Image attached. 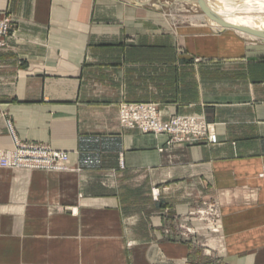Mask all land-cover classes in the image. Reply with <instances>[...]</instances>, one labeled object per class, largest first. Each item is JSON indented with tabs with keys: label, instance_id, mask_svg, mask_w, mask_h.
I'll return each instance as SVG.
<instances>
[{
	"label": "crops",
	"instance_id": "0c3cea01",
	"mask_svg": "<svg viewBox=\"0 0 264 264\" xmlns=\"http://www.w3.org/2000/svg\"><path fill=\"white\" fill-rule=\"evenodd\" d=\"M5 17L0 150L11 124L74 170L0 168V264H264V47L126 0H0ZM124 102L202 115L218 143L124 128Z\"/></svg>",
	"mask_w": 264,
	"mask_h": 264
},
{
	"label": "built area",
	"instance_id": "2783aa9c",
	"mask_svg": "<svg viewBox=\"0 0 264 264\" xmlns=\"http://www.w3.org/2000/svg\"><path fill=\"white\" fill-rule=\"evenodd\" d=\"M14 22L10 17L0 19V47L7 45L8 38L14 31ZM120 122L124 128L138 129L143 133L168 136V143L173 145L181 142L217 144L218 135L215 125L208 122L202 115H177L170 120L161 118L160 110L155 103H121L119 106ZM14 145L10 149L0 150V168L45 170L65 172L74 170L69 165L70 154L56 150L49 145L27 143L21 141L10 124ZM210 212L214 206L210 205ZM208 212L201 213L200 219L216 221L219 216ZM192 228H186V233L194 234Z\"/></svg>",
	"mask_w": 264,
	"mask_h": 264
},
{
	"label": "bare ground",
	"instance_id": "6f19581e",
	"mask_svg": "<svg viewBox=\"0 0 264 264\" xmlns=\"http://www.w3.org/2000/svg\"><path fill=\"white\" fill-rule=\"evenodd\" d=\"M148 1L149 0H137L141 5ZM186 1H190L206 9L208 8L209 14L213 17L212 20L209 19L211 26L214 28L216 27L218 31H222L220 30L222 28L223 30H225V28H231L239 35L246 37H248V33L245 32L244 29L264 31V0Z\"/></svg>",
	"mask_w": 264,
	"mask_h": 264
},
{
	"label": "rangeland",
	"instance_id": "374dc122",
	"mask_svg": "<svg viewBox=\"0 0 264 264\" xmlns=\"http://www.w3.org/2000/svg\"><path fill=\"white\" fill-rule=\"evenodd\" d=\"M126 1L133 3L137 2V0H126ZM137 4L141 5V3L139 2H137ZM143 7L144 9L151 10L153 13L158 14L160 17L166 20L174 29L180 26H187L193 24L206 25L208 28L214 31H216L217 29L216 27L214 28L213 26H211L209 20V10L190 1L187 2L186 0H149L147 3L143 4ZM227 30H232V29L228 28ZM253 31L264 34V31H259V30H253ZM242 37H244V39H246L248 42L252 43L257 47H264V37L252 35L249 33H248V37L246 36H242ZM207 207L209 208L210 204H208ZM206 222L210 226L214 224V221L212 222L206 221ZM206 249L209 250V253L213 255L219 252V248H217L213 244L212 246L211 245L207 246Z\"/></svg>",
	"mask_w": 264,
	"mask_h": 264
},
{
	"label": "water",
	"instance_id": "95a60500",
	"mask_svg": "<svg viewBox=\"0 0 264 264\" xmlns=\"http://www.w3.org/2000/svg\"><path fill=\"white\" fill-rule=\"evenodd\" d=\"M208 9V8H207ZM209 10V9H208ZM209 19H213V17L209 14ZM227 28H225V30H226ZM245 30V32H247V33H249V34H252V35H256V36H261V37H264V34H262V33H259V32H256V31H253V30H250V29H244ZM217 32H221V31H218V30H216ZM223 32V31H222Z\"/></svg>",
	"mask_w": 264,
	"mask_h": 264
}]
</instances>
